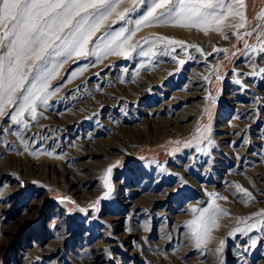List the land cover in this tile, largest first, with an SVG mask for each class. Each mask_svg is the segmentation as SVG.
Returning <instances> with one entry per match:
<instances>
[{"label":"rangeland","instance_id":"374dc122","mask_svg":"<svg viewBox=\"0 0 264 264\" xmlns=\"http://www.w3.org/2000/svg\"><path fill=\"white\" fill-rule=\"evenodd\" d=\"M245 1L248 23L211 0L216 20L137 28L119 0L87 57L51 58L46 103L0 104V264H264V0Z\"/></svg>","mask_w":264,"mask_h":264},{"label":"snow or ice","instance_id":"6c2138e0","mask_svg":"<svg viewBox=\"0 0 264 264\" xmlns=\"http://www.w3.org/2000/svg\"><path fill=\"white\" fill-rule=\"evenodd\" d=\"M118 2L119 0H0V26H6L10 22V26L0 33V104L11 102L18 91L19 99L33 113L38 101L46 103L49 80L60 66L49 67L51 58L65 54L69 57H87L86 45L112 14ZM140 5L144 6L142 10ZM166 5L169 7L166 8ZM157 9L165 11L158 17ZM208 9H214L211 0L207 3L201 0H138L131 9L120 14V21H125L129 13L138 10L140 19L136 21L137 28L142 23L163 16H184L196 22L219 18V14L209 12ZM125 32L129 30L121 28L115 34L113 42L120 40ZM131 34L134 33H130L127 39H130ZM107 35L109 33L102 34L97 39L103 41ZM261 52H264V47ZM33 58L35 62L25 75L26 62ZM108 172H111V168Z\"/></svg>","mask_w":264,"mask_h":264},{"label":"bare ground","instance_id":"6f19581e","mask_svg":"<svg viewBox=\"0 0 264 264\" xmlns=\"http://www.w3.org/2000/svg\"><path fill=\"white\" fill-rule=\"evenodd\" d=\"M228 1V0H227ZM244 3V13H243V6H242V4ZM237 4H238V6H236V7H234V9H236L237 10V12L239 13V15H242V17H243V20H241V22L240 23H248V19H246L247 18V10H248V5H247V3H246V1L245 0H237ZM226 6V5H225ZM230 8H231V6H230ZM236 12V13H237ZM182 19V18H181ZM246 19V20H245ZM239 23V22H238ZM193 25V24H192ZM228 32H231V29L230 30H228ZM230 35V34H229ZM228 35V36H229ZM185 49V48H184ZM179 50V49H178ZM181 53V52H180ZM181 55V54H180ZM177 56H179L178 54H177ZM170 60V59H169ZM169 63V62H168ZM175 64H176V62H175ZM129 65V64H128ZM164 65H165V63H164ZM161 66H163L162 65V63L160 64V63H158V65H157V67L158 68H160ZM243 67V66H242ZM163 68V67H162ZM157 69V68H156ZM177 69V68H176ZM194 70V69H193ZM110 71V70H109ZM126 71V70H125ZM135 71L136 72H139V75L141 76V79H142V77H143V69L141 68V65H138L137 67H136V69H135ZM163 71H164V69L163 70H155V72L156 73H158V72H160L161 74L163 73ZM144 72H146V71H144ZM103 75H105V74H103ZM126 75V74H125ZM159 75V74H158ZM136 76V75H135ZM124 77V76H123ZM152 77H154V76H152ZM148 78V77H147ZM107 79V78H106ZM131 80L133 79V78H130ZM145 80V79H144ZM107 82H109V80H106ZM100 82V81H99ZM85 83V82H84ZM103 83V82H102ZM119 83H121L120 85H121V88L123 89L122 91V93H119L118 94V96H117V99H118V101L119 102H121V104H124L125 103V101H127V99L128 98H130V97H132V93H131V86L129 85V83H127V82H122L121 81V79L119 80ZM123 83V84H122ZM131 83V82H130ZM152 83H153V81H152ZM155 83V82H154ZM139 85V84H138ZM149 85V84H148ZM199 85V84H198ZM203 86L204 85H202V88H203ZM142 87V86H141ZM181 87V86H180ZM205 87V86H204ZM139 88V87H138ZM141 90V89H140ZM125 91V92H124ZM142 91H144V90H142ZM203 91V90H202ZM123 93H126V94H123ZM133 95H135V93H133ZM172 96V95H171ZM78 98H80L79 96H77ZM77 97H75V98H77ZM175 98V97H174ZM174 101V99H171L170 101H169V103L168 102H166V103H168V104H174L175 105V107H176V105H179V103L177 102V101H175L174 103H172L173 101ZM177 100V99H176ZM75 101V100H74ZM168 101V100H167ZM79 102V101H78ZM80 103V102H79ZM74 104H76V103H74ZM91 105V104H90ZM93 105H94V103H93ZM163 106V105H162ZM160 107V106H159ZM102 108V107H101ZM173 108V107H172ZM184 108V107H183ZM201 108V107H200ZM94 109V108H93ZM99 109V108H98ZM94 110H96V109H94ZM64 111V110H63ZM97 113V112H96ZM100 113V112H99ZM177 114V113H176ZM54 115V114H53ZM59 115V114H58ZM57 115V116H58ZM60 116V115H59ZM98 116H100V115H98ZM184 117H186V116H184ZM59 118V117H58ZM57 118V119H58ZM63 119V118H62ZM149 119V118H148ZM39 121V120H38ZM57 121V120H56ZM59 121V120H58ZM65 121V120H64ZM61 122H63V121H61ZM67 122V121H66ZM40 123V122H39ZM56 123V122H55ZM55 123H52L53 125H47L48 127H46V128H44V131H43V140L45 139V140H47V141H51L50 139H51V137H52V139H54L55 138V136H59L60 134H65V132H62L61 130H59L58 128H56L55 127ZM226 123V122H225ZM47 124V123H46ZM45 124V125H46ZM58 125V124H57ZM33 126V125H32ZM35 126V125H34ZM64 126V125H63ZM112 127V126H111ZM33 128V127H32ZM35 128V127H34ZM56 128V129H55ZM28 130V129H27ZM30 131H32L31 129H29ZM40 130V129H39ZM55 131H57V132H55ZM34 132V131H33ZM225 131H223V132H221V134H222V136H225L224 133ZM231 132V131H230ZM229 133V132H228ZM31 135V134H30ZM29 135V136H30ZM219 135V134H218ZM28 136V137H29ZM39 136V135H38ZM47 136H48V138H47ZM35 138V137H34ZM92 139V138H91ZM90 138H89V136L87 135V136H85V138L83 139L84 141H81V142H90V140H91ZM93 139H95V138H93ZM97 140V139H96ZM34 141V140H33ZM92 141V140H91ZM95 141V140H94ZM216 141H218L217 139H216ZM223 141V140H222ZM46 142V141H45ZM36 144V143H35ZM86 146V145H85ZM79 147V146H78ZM62 157V156H61ZM10 159V160H9ZM24 159V158H23ZM22 158H17V157H9L8 158V163L11 165V167H12V169H17L18 170V172H33L35 169L34 168H36V167H38V168H41L42 167V164H35V166H31L32 164H31V162H29V160H23ZM203 159V158H202ZM204 159H205V157H204ZM33 160H36V159H34L33 158ZM39 160V159H38ZM38 160H36V161H38ZM35 161V162H36ZM43 162V161H42ZM52 162V161H51ZM7 192V191H6Z\"/></svg>","mask_w":264,"mask_h":264}]
</instances>
